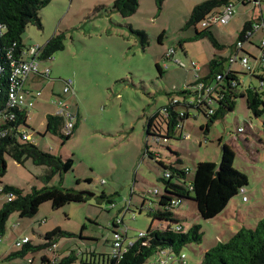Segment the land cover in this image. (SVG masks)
Instances as JSON below:
<instances>
[{"label": "rangeland", "instance_id": "374dc122", "mask_svg": "<svg viewBox=\"0 0 264 264\" xmlns=\"http://www.w3.org/2000/svg\"><path fill=\"white\" fill-rule=\"evenodd\" d=\"M206 1L164 0L160 5L157 0H139L137 10L125 15L115 7V0H51L40 13L43 27L27 26L22 38L28 47L44 46L54 34L62 35L64 42V48L50 59L41 60L40 67H49L51 73L34 85L42 95L28 115L29 141L63 159L72 157L74 166L46 181L48 166L37 165L31 158L19 163L6 153L7 170L0 176V187L28 194L34 187L57 185L94 195L87 202H70L57 209L50 201L44 202L32 217L13 212L0 238V264H44L45 255L55 261L71 252L76 255L73 264H81V252L110 254L114 223L127 232L126 243L137 240L140 232L155 225L150 209L159 206L164 193V169L159 161L187 169L190 181L198 162H220L224 143L235 152L234 168L245 172L249 183L214 218L204 219L192 199L175 208L185 228L201 225L203 238L185 245L180 254L172 253L166 264H201L207 249L264 219V115L256 117L243 96L237 97L234 110L221 112L212 122L194 106L197 77L209 74L213 58L228 63L247 23L253 26L254 43L245 39L244 50L254 56L250 63L256 75L239 61L233 66L245 85L253 84L264 93L259 48L264 30H255L264 17V0L256 7L236 4L235 18L229 24L211 27L216 43L209 36H197L196 30H204L200 22L188 26L193 10ZM171 48L174 51L169 53ZM68 82L74 91L63 93ZM59 94L75 115L76 129L65 142L46 132V116L58 110L52 100ZM173 100L180 101L175 109L190 114L184 121V131L190 136L174 135L158 142L153 134L148 136L147 126ZM186 100L193 106L186 107ZM212 106L218 109L217 102ZM164 118L158 114L151 132L167 133ZM240 127L244 128L241 132ZM155 188L159 193H148ZM7 201L8 194L0 193V208ZM25 235L34 246L42 247L25 257H10L23 248L15 243ZM53 242L55 250L50 249ZM144 264H161L158 254Z\"/></svg>", "mask_w": 264, "mask_h": 264}, {"label": "trees", "instance_id": "16d2710c", "mask_svg": "<svg viewBox=\"0 0 264 264\" xmlns=\"http://www.w3.org/2000/svg\"><path fill=\"white\" fill-rule=\"evenodd\" d=\"M51 0H0V89L7 88V78L11 72L10 56L22 58L25 49L29 48L23 42V33L29 24L43 27L41 10L47 6ZM162 5L164 0H157ZM229 0H208L204 4L197 6L188 22V26L200 22L209 12L221 8ZM246 3L245 5H247ZM139 0H115V7L123 14L129 15L137 10ZM205 28L197 31L198 37L209 36L214 42L216 40L210 30ZM252 29L251 23H247L240 35L243 40L245 34ZM160 41L161 38H160ZM261 44L259 45L260 48ZM64 48L62 35L54 34L44 46H40L41 60L50 59L53 53ZM248 53L246 50H243ZM250 55V53H248ZM227 59L213 58L210 62V72L205 77H199L197 74V84L202 81L206 84H213V91L210 97L213 103H218V109L213 106V112L209 116L212 122L217 115L225 110H234L236 99L239 96L246 98L248 108L256 116L264 115V93L253 84L245 85L240 76V71L233 70L223 74L222 79L217 75L223 71L224 61ZM262 68L264 65L260 64ZM159 69L162 67L158 65ZM256 75V69L252 72ZM260 77V76H259ZM263 80L262 78H260ZM187 95L188 92H182ZM199 91L195 93L197 99ZM0 100L4 101V92ZM184 98H188L187 96ZM163 108V111L155 114L147 126L148 136L154 135L160 142L161 139H169L176 135L182 139L184 131V121L190 114L188 110L175 109L180 101L175 102ZM191 102V101H190ZM190 102L184 101L186 107L193 106ZM2 104V101H0ZM200 111L204 112L205 107L201 104H195ZM27 111L20 113V119L11 124L0 125V130L7 129L8 134L0 137V176H3L7 170L5 154H10L16 161L23 163L25 159L31 158L37 165H46L50 172L46 175V181L56 175H63L73 169L74 159L69 157L63 159L61 156L52 154L43 150L30 141L21 140L19 127L28 129ZM164 114V126L167 133L151 132L153 122L158 114ZM183 113V114H182ZM65 118L63 115L48 114L46 116V132L60 136L62 142L68 140L76 129L71 133L64 132ZM264 126V121H263ZM209 125H207V128ZM183 128V129H182ZM235 152L231 147L224 143L222 146V158L220 162L201 161L196 165L194 178L187 180V169L180 168L175 164H166L159 161V165L164 169V173L170 171V177L165 175L161 179L165 183L164 193L160 196L159 206L150 209L153 221L166 223V227H155L150 225L147 234L144 237L137 238L132 244L128 245L122 256L111 258L110 254H101L102 261H93L90 264H144L148 259L157 254L161 249H167L170 254H180L181 249L190 243H200L203 238V231L200 224H194L185 228L182 224L183 218L175 213V208L179 207L185 199H192L197 205L199 214L204 219H210L218 216L228 205L229 201L245 189L249 183L248 175L234 168ZM180 161V160H179ZM91 181V180H89ZM3 192L12 194L13 199L7 201L0 208V238L6 232V222L9 216L17 211L21 217H32L38 211L40 206L47 201L52 203L53 208L57 209L70 202H87L91 195L73 187H63L57 185H46L42 188L34 187L32 192L23 194L21 189L6 186ZM102 197L108 198L104 193ZM111 202L112 200L108 198ZM116 226V224H113ZM177 226L180 229H177ZM51 246V245H50ZM23 248L12 254L10 257H25L29 252L36 251L42 246H34L28 242ZM76 256L73 252L62 260L51 261L47 256L42 257L44 264H73ZM88 264V263H87ZM201 264H264V219H261L254 227H241L227 241H220L215 246L206 250Z\"/></svg>", "mask_w": 264, "mask_h": 264}, {"label": "built area", "instance_id": "2783aa9c", "mask_svg": "<svg viewBox=\"0 0 264 264\" xmlns=\"http://www.w3.org/2000/svg\"><path fill=\"white\" fill-rule=\"evenodd\" d=\"M262 0H229V2L225 5H223L219 9H215L211 12H209L201 21L200 24L202 28H211L214 25L217 26H226L230 23V21L234 18L236 13V4L238 2L242 4L246 3H253L256 7L257 5H261ZM253 27V26H252ZM262 29L264 30V19L262 21H259L256 24L255 30ZM253 30H249L243 40L240 39L236 43L237 52L234 56H232L228 63L225 64L223 71L217 75L218 79H222L223 74H227L230 71L236 70L234 68V63L239 61L246 70L252 72L255 67L250 63V57L252 55L248 53L240 54L242 49L244 50V42L245 39H250V36L252 34ZM261 55H260V64L264 65V37L261 41ZM174 51L173 48L170 49L169 53H172ZM22 58H15L14 55L10 56L11 59V72L7 78V88L1 91L0 89V96H3L4 92V101H2V104H0V125L4 124H11L18 119H20V113H23V111L29 112L36 103V100L38 97L42 95V92L39 90H29L26 88V82L29 79L31 75H38L40 77H50L51 69L49 67H45L42 69L40 67L41 59V50L40 46H31L23 52ZM2 68L0 67V74H1ZM197 90L199 91L197 95V99L195 101V104H201V106L205 107V111L207 115L212 114L213 112V99L210 97L212 94V91L214 89L213 84H206L202 81H200L197 84ZM74 91V86L72 82H68L67 85L64 88L63 93H71ZM53 103H56L59 108L55 114L63 115L65 118V124H64V132L66 134L71 133V131L74 128V117L75 115L71 113L68 109V104L65 98L62 95H57V98L54 97ZM183 114V113H182ZM28 116V113H27ZM23 128V129H22ZM183 129V128H182ZM244 128L240 127L239 132L243 131ZM19 133L21 140L29 141L31 139V133L29 129L21 126L19 127ZM8 134L7 129L0 130V137H5ZM184 138H188L190 136L189 133H185L183 131ZM167 141V139H164ZM165 177H170V171H167L164 173ZM245 189H242L241 191H244ZM3 192V188L0 187V193ZM148 193H159V189L155 188L154 190H149ZM13 199L12 194H8V200L11 201ZM244 199H247L246 196H244ZM162 225L164 224V227H166V223L160 222ZM162 227V228H164ZM177 229L179 230L180 227L177 226ZM147 234V232H140L139 238L144 237ZM30 242V239L28 236L21 237L16 240V246L22 247L24 244ZM131 243L125 242L124 233L122 231L116 230L113 228V239H112V251L110 252L111 258H117L119 259L125 249L128 245ZM57 247L56 243L53 242L50 246L51 250H55ZM158 257L160 259L161 264L169 263L170 260L173 258L171 256L170 251L167 249H161L157 252ZM185 257L181 258V261H183Z\"/></svg>", "mask_w": 264, "mask_h": 264}, {"label": "crops", "instance_id": "0c3cea01", "mask_svg": "<svg viewBox=\"0 0 264 264\" xmlns=\"http://www.w3.org/2000/svg\"><path fill=\"white\" fill-rule=\"evenodd\" d=\"M262 2V1H261ZM240 2H238L237 4H239ZM242 4V3H241ZM243 5H245V4H243ZM234 18H235V16H234ZM233 18V19H234ZM264 19V17L262 16L261 17V19H260V21H262ZM254 31V30H253ZM252 34H253V32H252ZM252 34H251V36H252ZM251 36H250V41H252L251 40ZM252 43H254L253 41H252ZM245 48V47H244ZM248 53H250L252 56H253V54H252V52L250 51V50H246ZM254 57V56H253ZM43 77H40V76H38V75H31L30 77H29V79L27 80V82H26V88L27 89H29V90H36V89H34V85L38 82V81H40L41 79H42ZM52 94H54V93H52ZM56 95V94H55ZM60 95V94H59ZM39 98V97H38ZM38 98H37V100H36V103H37V101H38ZM54 98V97H53ZM53 101V100H52ZM36 103H35V105H36ZM53 103V102H52ZM35 107V106H34ZM30 112V111H29ZM29 112H28V115H29ZM57 112V111H56ZM76 115H79V112L77 111V114ZM218 163V162H217ZM130 208H128L127 210H129ZM154 223V222H153ZM156 223H158V225L156 224ZM161 223L158 221V220H156L155 221V225L154 226H159ZM164 225V224H163ZM115 229L116 230H119V228H118V225H116L115 226ZM120 231V230H119ZM124 233V232H123ZM26 236V235H25ZM124 237H125V240H126V238H127V232L126 233H124ZM19 239V238H18ZM30 242H31V240H30ZM208 250V249H207ZM45 256H47L49 259H50V257L48 256V255H45ZM54 256L55 255H53V257H52V259L54 258ZM76 256V255H75ZM58 257V256H57ZM80 257H81V264H90L91 262L92 263H94L93 261H99V263L102 261V259H101V254H98V253H96L95 251L94 252H90V254H88V255H85L84 254V252H81L80 253ZM59 258V257H58ZM60 259V258H59ZM55 260H57V258L55 257Z\"/></svg>", "mask_w": 264, "mask_h": 264}, {"label": "water", "instance_id": "95a60500", "mask_svg": "<svg viewBox=\"0 0 264 264\" xmlns=\"http://www.w3.org/2000/svg\"><path fill=\"white\" fill-rule=\"evenodd\" d=\"M82 192H85V193H87V194H89V195H91V196H93V195H94V193H93V192H90V191H88V190H83Z\"/></svg>", "mask_w": 264, "mask_h": 264}]
</instances>
